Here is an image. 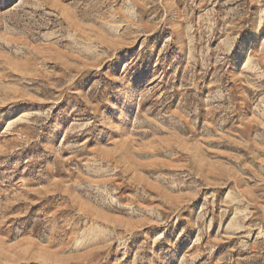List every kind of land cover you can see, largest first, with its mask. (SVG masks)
<instances>
[{
	"label": "rangeland",
	"instance_id": "374dc122",
	"mask_svg": "<svg viewBox=\"0 0 264 264\" xmlns=\"http://www.w3.org/2000/svg\"><path fill=\"white\" fill-rule=\"evenodd\" d=\"M0 264H264V0H0Z\"/></svg>",
	"mask_w": 264,
	"mask_h": 264
}]
</instances>
